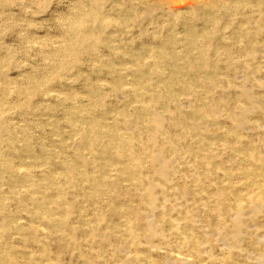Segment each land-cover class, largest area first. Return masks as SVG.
<instances>
[{
    "label": "rangeland",
    "instance_id": "rangeland-1",
    "mask_svg": "<svg viewBox=\"0 0 264 264\" xmlns=\"http://www.w3.org/2000/svg\"><path fill=\"white\" fill-rule=\"evenodd\" d=\"M0 264H264V0H0Z\"/></svg>",
    "mask_w": 264,
    "mask_h": 264
}]
</instances>
